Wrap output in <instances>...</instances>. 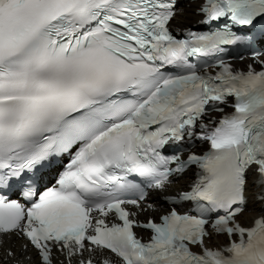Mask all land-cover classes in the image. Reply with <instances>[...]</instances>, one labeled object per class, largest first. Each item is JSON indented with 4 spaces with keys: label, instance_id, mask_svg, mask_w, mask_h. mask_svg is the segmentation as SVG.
Segmentation results:
<instances>
[{
    "label": "snow or ice",
    "instance_id": "snow-or-ice-1",
    "mask_svg": "<svg viewBox=\"0 0 264 264\" xmlns=\"http://www.w3.org/2000/svg\"><path fill=\"white\" fill-rule=\"evenodd\" d=\"M0 264H264V0H0Z\"/></svg>",
    "mask_w": 264,
    "mask_h": 264
}]
</instances>
